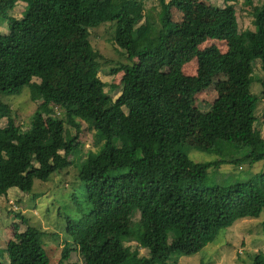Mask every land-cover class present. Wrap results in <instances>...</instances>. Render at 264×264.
<instances>
[{"label":"trees","instance_id":"16d2710c","mask_svg":"<svg viewBox=\"0 0 264 264\" xmlns=\"http://www.w3.org/2000/svg\"><path fill=\"white\" fill-rule=\"evenodd\" d=\"M146 1L0 0L9 29L0 31V95H19L28 87L42 98L26 130L0 101V197L13 188L30 193L35 180L46 182L71 167L83 124L97 147L78 172L86 186L84 206L74 192L81 216L67 218L73 245L66 244L62 261L77 250L84 264H170L200 253L241 219L264 214V171L213 185L209 170L223 161L195 163L184 151L213 152L228 142L250 148L253 162L264 161V138L256 126L262 98L253 93L259 82L264 95V74L255 73L258 62L264 71V0H243L253 28L242 31L240 0H222L212 21L203 2L209 0H193L197 14L182 23L173 20V8L183 11L189 0H157L156 13ZM20 2L27 11L22 19L10 14ZM105 23L115 25L113 41L128 58L111 70L123 73L116 101L99 76L100 54L91 42L93 29ZM170 37H181L198 58L195 77L183 73ZM209 39L226 41L228 52L200 49ZM223 70L234 90L210 109L197 107L196 95ZM172 94L183 101L169 100ZM137 213L140 219L133 221ZM14 229L0 249V264H52L43 230L30 224L24 232L18 224ZM134 241L149 255L140 257L126 245ZM253 264H264L263 252Z\"/></svg>","mask_w":264,"mask_h":264},{"label":"rangeland","instance_id":"374dc122","mask_svg":"<svg viewBox=\"0 0 264 264\" xmlns=\"http://www.w3.org/2000/svg\"><path fill=\"white\" fill-rule=\"evenodd\" d=\"M203 2L211 9L206 20H216L218 8L224 6L223 1L209 0ZM195 3V1L189 0L183 11L173 8V20L176 23H182L187 17L195 16L197 14ZM255 3L260 4V0H255ZM146 6L148 10L156 8L154 11L156 13L159 5L157 0H147ZM248 8L244 5L243 0L237 4L240 31L248 27L253 28L252 17L249 16ZM10 14L18 19L24 18L27 15L26 4L20 2ZM0 24V31L3 34H9L8 24L2 17H0ZM114 34V24H102L93 29L91 42L100 54L99 76L107 83L106 91L109 96L116 101L124 88L123 73L119 72L114 75L111 70L127 63L128 58L114 43ZM182 41L181 37H170L167 42L170 47L177 48L183 73L187 77H195L199 69L198 58L182 46ZM211 46H217L223 54L228 52L226 41L213 39L202 43L200 49L203 50ZM255 73L257 76L264 74L259 62L256 63ZM114 85L118 86L116 90L112 89ZM233 90L228 72L223 70L214 77L206 89L196 95V105L203 110L210 109L218 98L231 93ZM253 93L262 98L257 111L259 120L256 126L264 138V95L259 82L254 84ZM169 100L182 102L183 98L178 94H172L169 96ZM0 101L12 108V115L17 125L22 130H26L30 126L31 117L39 107L42 98L27 87L19 95H0ZM57 114L59 117H64V113L60 109L57 110ZM7 121L6 119L1 121V125L6 126ZM66 128L72 135L77 134V130L68 124ZM89 150L96 151L97 147L94 145L92 130L87 129V126L83 124L79 140L70 157L73 162L71 167L55 173L46 182L35 180L33 190L30 193H23L20 189L13 188L9 190L7 196L0 197V249H4L14 237L15 224L19 225L20 232H24L27 229V224H30L46 233L44 242L52 264H84L79 251L74 250L68 261H62V251L66 244L73 245L66 232L67 218L69 216L74 218L81 216L77 212L78 206L73 199L74 192L78 194L79 204L84 206L86 186L78 179V172L82 160L87 156ZM184 151L195 163L223 161L218 168L209 170L210 184L213 185L231 184L237 178L245 179L251 174L256 175L264 171V161L253 162L248 158L251 152L250 148L236 146L228 142H221V148H217L213 152H204L195 148H186ZM61 153L64 154V152ZM19 215L23 216L26 221ZM139 219L140 213H137L133 221ZM126 245L137 250L140 257L149 255V250L143 247L139 241L126 243ZM262 252L264 253V214L260 213L241 219L231 228L222 231L216 241L200 253L191 256H179L170 264H253L256 256ZM8 258V254L4 253L2 260L8 261Z\"/></svg>","mask_w":264,"mask_h":264}]
</instances>
